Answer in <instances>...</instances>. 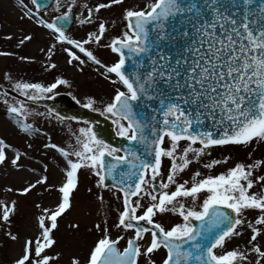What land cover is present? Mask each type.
I'll list each match as a JSON object with an SVG mask.
<instances>
[{"label":"snow or ice","instance_id":"6c2138e0","mask_svg":"<svg viewBox=\"0 0 264 264\" xmlns=\"http://www.w3.org/2000/svg\"><path fill=\"white\" fill-rule=\"evenodd\" d=\"M49 2L31 0L30 8L20 0L24 17L53 37L40 50L43 71L58 70V52L79 73L92 66L113 86L110 100L97 108L92 96L83 103L72 99L111 120L128 146L99 138L88 121L72 133L71 143L54 142L29 118L74 117L53 108L34 112L26 102L53 100L73 81L60 75L49 83L31 82L4 73L16 95L0 91V104L25 144L21 149L0 137V167L34 180L3 191L18 197L57 194L52 206L35 203V234L23 237L14 219L17 200H0V233L20 245L10 264H264V155L256 156L264 148V0H145L143 6L54 0L58 15L45 19ZM117 8L124 30L109 38L116 20L104 12ZM73 21L94 30L74 38L68 30ZM32 40L26 35L19 45ZM100 49L116 59L105 62ZM12 55L0 51V57ZM41 139L42 145L35 143ZM228 149L246 155L238 162L231 154L213 156ZM50 154L59 157V184L49 179ZM217 168L224 170L216 174ZM82 173L94 178L87 188L94 203L106 206L108 193L119 207L114 220L105 214L93 222L87 231L99 236L65 261L56 233L75 207ZM165 216L179 222L166 227ZM68 228L75 236L81 225L73 221Z\"/></svg>","mask_w":264,"mask_h":264},{"label":"rangeland","instance_id":"374dc122","mask_svg":"<svg viewBox=\"0 0 264 264\" xmlns=\"http://www.w3.org/2000/svg\"><path fill=\"white\" fill-rule=\"evenodd\" d=\"M144 2L145 0H126V5L131 6L139 4L140 6H143ZM23 3L27 4L30 8L33 7L31 0H23ZM52 3H54V0ZM52 3L48 8L43 10L44 12H47L45 19H53L55 15H58L53 14ZM120 13L121 9L118 8L111 12H104L105 17L110 20H116V28L112 30L109 38H111V35L119 34L124 30L119 19ZM3 18L13 22V25L9 26L4 24L2 22ZM87 30L94 29H91L90 26L82 28L78 23L73 21L69 34L74 38H81L86 35ZM26 35L33 36V40L26 42L25 45H19L20 40ZM9 37H11V39H9ZM51 42H53V37L46 29L40 28L32 20L24 17V10L20 6V0H0V51L13 53V55L9 57H0V91L2 87L11 89V85L3 78L4 73L6 72L11 73L15 79L41 83L52 82L55 76L62 75L73 81L74 89L62 87L58 90L59 92L69 93L72 96H76L77 99L81 100V103L84 102L87 96H92L98 102L96 107L101 108L105 102L110 100L113 93V86L99 75L97 76V72L95 71L86 73V70L91 68L90 66L85 69L84 73H79L66 64L65 54L58 52L57 56L54 58V62L59 66L58 70H54L53 73H46L43 71L42 65L43 63H46V57L40 50L48 47ZM97 55L102 57V60H105L108 63L115 60V56L106 49L98 50ZM19 56L28 57L35 62H22L18 59ZM27 106L34 112H46V110L40 107H34L32 105ZM33 121L36 122L42 131L47 132L53 138L54 142L64 145L72 142L73 132H78L80 127L86 126L71 121L58 122L54 118L50 121H46L44 118L36 116L29 118V122ZM0 137H4L9 143L15 144L21 149H23L25 144V138L23 135L17 134L14 126L9 121L3 104H0ZM43 142L42 139L35 141L38 145H42ZM226 154H231L234 158V162L242 160L246 155L242 150L228 149L217 150L213 153V156L216 158H222L223 155ZM261 155H264V148L256 153L257 157ZM37 158H39L38 154ZM49 162L52 164V171L49 176L50 182L59 184L63 177L59 169L55 167V163L59 162L58 155L53 156V154H50ZM223 170V168H217L213 171L218 174ZM28 179L34 180V177L27 172L16 173L10 168L5 169L0 167V200H9V202L10 200H17L18 215H16L14 219L16 221V227L20 230L21 237L35 234V216L38 212L34 207L35 203L52 206L55 203L57 196L56 193H52L51 195L44 193L42 198L36 192H33L28 197H18L14 194H6L3 191V188L10 186L19 189ZM80 179V190L76 196L75 207L71 214L61 220L60 229L56 233L57 239L60 242L57 251L63 250L65 252V261L70 252H79L83 254L87 250L88 245L92 243L93 239H95L96 236H99V233H96V236H93V234L89 233L87 229L92 226L93 222H100L105 214H107L110 221L114 220L116 210L119 207V202L108 193H105V198L108 201L106 206L101 208L97 203H94L93 198L87 193V188L93 187L94 185V178H88L82 173ZM40 191L43 192V189ZM73 221H77L81 225L79 233L75 236L70 234L71 230L68 228V224ZM161 222L168 227L172 222L179 221L178 218L165 216L161 218ZM25 226H27V231L25 230ZM115 231L116 230L113 229V235H115ZM15 245L0 233V264H10L12 258L20 250V245L18 244L17 250L14 249Z\"/></svg>","mask_w":264,"mask_h":264},{"label":"water","instance_id":"95a60500","mask_svg":"<svg viewBox=\"0 0 264 264\" xmlns=\"http://www.w3.org/2000/svg\"><path fill=\"white\" fill-rule=\"evenodd\" d=\"M6 23L10 24L7 21ZM69 26L70 24L68 25V28ZM9 92L13 96L16 95V93L12 91ZM17 98L22 99V97ZM35 105H40L45 108H53L54 111L58 112L61 115H64L65 117H74V119H71L74 121H88L93 126L94 131L97 132L99 138L105 140L108 143H111L115 147L128 146L127 141L116 135L114 125L109 119H106L105 117L99 115V113L81 107L79 104H76V102L73 101V99L68 95L60 94L57 95L53 100L40 101Z\"/></svg>","mask_w":264,"mask_h":264},{"label":"bare ground","instance_id":"6f19581e","mask_svg":"<svg viewBox=\"0 0 264 264\" xmlns=\"http://www.w3.org/2000/svg\"><path fill=\"white\" fill-rule=\"evenodd\" d=\"M14 245H15V244H14ZM14 249H15V250L18 249V244H16V245L14 246Z\"/></svg>","mask_w":264,"mask_h":264},{"label":"flooded vegetation","instance_id":"af4514ba","mask_svg":"<svg viewBox=\"0 0 264 264\" xmlns=\"http://www.w3.org/2000/svg\"><path fill=\"white\" fill-rule=\"evenodd\" d=\"M91 72H93V69L90 70ZM87 73V72H86Z\"/></svg>","mask_w":264,"mask_h":264}]
</instances>
